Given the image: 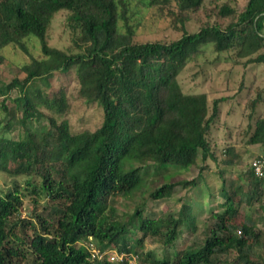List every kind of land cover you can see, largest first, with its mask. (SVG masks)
<instances>
[{
    "label": "trees",
    "instance_id": "1",
    "mask_svg": "<svg viewBox=\"0 0 264 264\" xmlns=\"http://www.w3.org/2000/svg\"><path fill=\"white\" fill-rule=\"evenodd\" d=\"M217 1L135 0L181 31L172 40H137L131 0H0V64L7 46L29 57L18 67L22 76L0 82V170L12 176L0 193V264H125L90 259L89 239L135 255L137 264H264V176L250 165L264 154L236 176L227 173L241 155L231 134L222 145L211 137L224 97L209 102L205 92L186 93L178 81L208 45L243 65L264 64V0H246L240 11ZM207 2L215 4L216 20L188 31L186 22ZM59 11L67 12L68 50L48 43ZM30 36L38 39L39 57L28 49ZM70 72L79 97L100 108L93 130L72 131L65 91L50 97L37 83L49 86L53 73ZM13 88L19 94L8 107ZM31 119L47 120L48 127L32 131ZM244 144L264 145L263 119ZM193 167L194 176L172 179ZM209 175L220 181L214 189ZM146 177L152 185L145 189ZM198 179L208 199L221 198L203 227L196 226L199 206L183 196L176 210L143 215L148 199L170 197L176 187L188 191ZM137 191L140 201L132 198ZM117 197L132 198L133 210H118ZM25 198L32 209L21 217ZM243 204L257 207L239 220ZM147 241L155 247L143 250Z\"/></svg>",
    "mask_w": 264,
    "mask_h": 264
},
{
    "label": "rangeland",
    "instance_id": "2",
    "mask_svg": "<svg viewBox=\"0 0 264 264\" xmlns=\"http://www.w3.org/2000/svg\"><path fill=\"white\" fill-rule=\"evenodd\" d=\"M135 0H131V23L135 27V37L137 40H172L180 36L181 31L175 29L169 25L168 19H161L154 15V11L140 4L135 5ZM222 2H228L236 11H240L246 0H218L217 4ZM204 6L196 13V17L186 22L185 26L188 31H194L198 28L200 23L205 21H215V8L214 3ZM66 11L57 12L47 31L48 43L51 46L66 49L71 48V35L69 29L65 25ZM225 23V22H224ZM31 39L26 40L29 51L36 57L40 56L39 42L34 36H30ZM4 54V61L0 64V82H9L15 75L20 76L23 73L18 69L20 65L29 61V57L21 52L19 49L13 46H7L2 50ZM233 54V52H232ZM50 85L46 86L37 81V83L44 89L50 97L53 96L56 89H63L66 93L67 107L64 114L69 122L72 131H81L84 129L93 130L96 128L101 119V111L96 103L86 104L84 100L79 97L77 91V83L73 72L67 75H60L53 73L50 77ZM179 84L182 90L186 93L205 92L207 94L209 102L216 97H224L223 101L219 104V118L217 124L212 130L211 137L215 139V142L222 145L223 141L230 136L231 141L237 143L236 150L241 155V160L238 164L228 166L225 168L227 173L232 172L236 176L240 171L244 170L250 160L259 154H264V145L252 144L245 145L244 140L250 135L255 128V120H264V64L251 63L243 65V60H238L233 55L226 53L218 55L213 50L211 45L205 48L204 53L198 57L196 61L189 62L178 76ZM18 90L13 88L9 91V98L5 100L7 106L13 104V97L18 95ZM258 98V103L255 109H251V101L255 97ZM3 98L0 95V101ZM253 104V103H252ZM45 112L47 109L43 108ZM4 115L3 111H0V118ZM17 115H20L18 111ZM27 127L30 130H42L48 127V121L41 120H28ZM20 128V133L24 134V129ZM16 133V131H15ZM8 135V133H6ZM10 135V133H9ZM220 140V141H216ZM228 141V140H226ZM212 164V162H211ZM148 171V173H150ZM196 169L193 167L188 171L177 172L174 178H189L196 174ZM161 180V176H156ZM19 182L23 181L22 177H19ZM209 185L212 189L216 188L219 184V179L215 176L209 175ZM150 180V177H148ZM197 186L189 189L188 191L176 187V190L170 197L160 199H148L141 208V211L145 217L155 218L168 210H176L179 203L177 198L183 196V201L191 202L199 207L195 210L196 213V226L203 227L206 224L209 210L214 208L216 203L221 201L219 196H215L213 199L207 198V190L204 184L200 182ZM22 184V183H21ZM152 185V182H150ZM147 177L144 179L143 188L150 187ZM155 184V182H154ZM153 184V185H154ZM12 186V176L4 171L0 170V193L7 190ZM136 201H140V194L138 191L136 195L132 197ZM132 198L117 197L116 208L123 212H130L134 208ZM257 206L254 204L252 207H246L242 205L238 219L241 220L245 214H254V210ZM32 209L30 201L25 198L23 209L21 211V217L28 215ZM38 211H42L41 206H37ZM259 223V222H258ZM260 223L258 224V226ZM261 226V225H260ZM27 227V226H26ZM28 229V228H27ZM134 237V235H132ZM132 237V239H133ZM155 244L147 241L143 245V250L154 248ZM137 263V260H136ZM20 264H25V260H22Z\"/></svg>",
    "mask_w": 264,
    "mask_h": 264
},
{
    "label": "built area",
    "instance_id": "3",
    "mask_svg": "<svg viewBox=\"0 0 264 264\" xmlns=\"http://www.w3.org/2000/svg\"><path fill=\"white\" fill-rule=\"evenodd\" d=\"M250 165L255 175L261 177L264 176V155L254 157L251 160ZM86 247L88 249L90 259H107L108 261L114 263L125 262V264H137V257L135 255H126L115 250L102 249L95 245L92 241H89L86 244Z\"/></svg>",
    "mask_w": 264,
    "mask_h": 264
},
{
    "label": "clouds",
    "instance_id": "4",
    "mask_svg": "<svg viewBox=\"0 0 264 264\" xmlns=\"http://www.w3.org/2000/svg\"><path fill=\"white\" fill-rule=\"evenodd\" d=\"M89 241H92V242L96 245V243H95L92 239H89V240L86 242V244H87Z\"/></svg>",
    "mask_w": 264,
    "mask_h": 264
}]
</instances>
